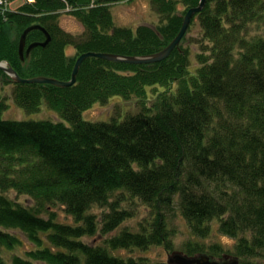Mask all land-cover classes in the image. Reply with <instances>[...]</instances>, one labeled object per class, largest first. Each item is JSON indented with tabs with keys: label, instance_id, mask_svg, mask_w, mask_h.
I'll return each instance as SVG.
<instances>
[{
	"label": "trees",
	"instance_id": "1",
	"mask_svg": "<svg viewBox=\"0 0 264 264\" xmlns=\"http://www.w3.org/2000/svg\"><path fill=\"white\" fill-rule=\"evenodd\" d=\"M121 1L25 0L17 11L0 13V63L10 64L24 79L69 81L84 53L162 51L179 34L187 11L200 2L151 0L160 24L133 30L115 25L111 6ZM180 3L186 8L182 15ZM63 13L84 24L86 39L60 27ZM196 22L201 52L195 67L184 37L169 58L154 64L86 59L68 88L17 84L0 70V80L13 84L19 107L35 114L45 104L65 121L4 119L10 106L0 93V248L23 246L11 231L35 247L11 263L0 251V264H168L110 252L153 245L171 250L169 222L177 210L195 237H210L216 221L220 234L236 240L234 255L241 264H264V35L250 36L252 24H264V0H207L191 26ZM35 25L50 34L51 42L22 59L21 36ZM45 40V32L34 30L27 46ZM68 46L77 55L68 56ZM153 86L166 90L150 100L146 87ZM134 95L139 112L122 121L83 118L95 104L117 96L130 101ZM11 191L33 204L13 200L7 195ZM129 199L151 210L139 232L124 229L105 247L84 242L134 217L122 208ZM95 206L110 210L102 222L91 213ZM58 210L74 223L61 222ZM186 252L222 259L226 253L220 245L192 242Z\"/></svg>",
	"mask_w": 264,
	"mask_h": 264
},
{
	"label": "rangeland",
	"instance_id": "2",
	"mask_svg": "<svg viewBox=\"0 0 264 264\" xmlns=\"http://www.w3.org/2000/svg\"><path fill=\"white\" fill-rule=\"evenodd\" d=\"M22 1H16L13 7L9 11L4 12L0 10L1 14H6L11 11H17L22 5ZM14 8V9H13ZM185 6L180 3L177 7L178 14L182 15L185 11ZM188 12V11H187ZM111 13L117 27L130 28L136 30L140 26H150L156 28L160 22L161 17L155 11L151 0H123L115 3L111 6ZM187 14V13H186ZM185 14V15H186ZM184 15V16H185ZM60 27L70 35L81 40L86 39L88 31L84 24L79 21L76 17L71 16L67 13H63L59 18ZM191 28V29H190ZM189 28L185 36V40L182 45L190 48L191 52V66L195 67L199 65L197 55L201 52L200 40H201V28L198 22ZM264 35V24H252L250 28V36ZM68 56L77 55V51L73 46L66 48ZM177 84V83H176ZM175 85V84H174ZM13 84H4L0 80V93L6 99L9 104V109L4 113L3 117L7 120H50L54 122H65L59 114L49 109L45 104L42 105L41 110L35 114L27 113L23 108L19 107L13 99ZM166 90L165 87L153 86L146 87V92L152 100L157 94L162 93ZM138 98L134 95L130 101L124 100L122 97L112 98L108 104L102 105L100 103L95 104L91 109L83 113V118L90 122H110L113 118L120 121L124 120L128 115H134L139 112ZM7 195L15 201L21 202L25 205H32L33 202L26 196H19L15 192H8ZM123 209L134 214V217L125 221L119 228L108 235H103L100 231L93 237H87L84 242L96 246L105 247L106 240L113 236L120 234L124 229H128L132 232L140 231V224L145 223L151 217V210L148 206L144 205L138 199H129L127 202L122 204ZM108 208H101L95 206L91 213L98 217L99 222H102L103 214L109 213ZM59 219L61 222L73 224V219L66 215L63 211L58 210ZM213 234L206 239H199L195 237L190 229L188 222L181 215L180 211H175L170 218L169 227L171 230V250L167 249L164 245H153L148 248L133 247L129 249H118L111 250V254L124 259H146L152 263H168L170 257L176 252H186V245L190 242L197 243L199 245L214 246L220 245L221 248L226 252L224 255H229L232 258L234 255V247L236 240L220 234L218 231V222L213 224ZM101 228V226H99ZM11 233L17 234L23 240V246L15 250H7L0 248L2 259L6 262L11 263L14 256H20L26 258V253L29 250L35 249V247L27 240V238L19 232L11 231ZM206 254V253H205ZM220 261L222 257H215ZM33 264H45L43 262L34 261Z\"/></svg>",
	"mask_w": 264,
	"mask_h": 264
},
{
	"label": "water",
	"instance_id": "3",
	"mask_svg": "<svg viewBox=\"0 0 264 264\" xmlns=\"http://www.w3.org/2000/svg\"><path fill=\"white\" fill-rule=\"evenodd\" d=\"M207 3V0H200L197 7L191 8L188 10L187 14L184 17L182 28L177 35V37L160 52L155 54L147 55V56H124L118 54H111V53H95V52H88L81 54L79 58L76 60L74 70L72 73V78L69 81H61L55 78H48V77H36L30 79L22 78L10 64L1 62L0 63V70L4 71L8 74L12 81L17 84H50L58 88H68L76 84L77 77L79 71L81 69L82 64L86 59L89 58H99L109 62L115 63H124V64H131V65H141V64H154L157 62H161L166 60L170 57L173 51L178 48L181 44L183 38L187 34L189 28L191 27L192 21L196 14L201 12ZM34 30H41L46 34V40L40 43H33L27 46V36ZM51 42L50 34L41 26L35 25L27 28L20 39V56L24 59V56H29L31 52L36 47H46ZM168 264H241L240 259L238 257H227L225 261L219 262L214 261L211 259L210 256L203 254L197 256H189L183 252H176L173 257H170L168 260Z\"/></svg>",
	"mask_w": 264,
	"mask_h": 264
},
{
	"label": "built area",
	"instance_id": "4",
	"mask_svg": "<svg viewBox=\"0 0 264 264\" xmlns=\"http://www.w3.org/2000/svg\"><path fill=\"white\" fill-rule=\"evenodd\" d=\"M22 3L25 2V0H21ZM13 5V1L11 0H0V10L7 12L10 10L11 7ZM14 9V8H13Z\"/></svg>",
	"mask_w": 264,
	"mask_h": 264
},
{
	"label": "flooded vegetation",
	"instance_id": "5",
	"mask_svg": "<svg viewBox=\"0 0 264 264\" xmlns=\"http://www.w3.org/2000/svg\"><path fill=\"white\" fill-rule=\"evenodd\" d=\"M226 258H227V257L224 256L223 260L220 261L219 259H216L215 257H212V256H211V259H212V260H214V261H219V262H223V261H225Z\"/></svg>",
	"mask_w": 264,
	"mask_h": 264
}]
</instances>
